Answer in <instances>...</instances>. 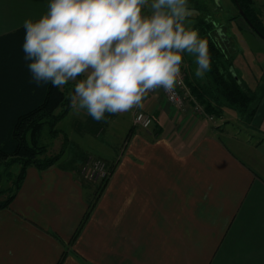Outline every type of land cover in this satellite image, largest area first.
Here are the masks:
<instances>
[{
	"label": "crops",
	"instance_id": "1",
	"mask_svg": "<svg viewBox=\"0 0 264 264\" xmlns=\"http://www.w3.org/2000/svg\"><path fill=\"white\" fill-rule=\"evenodd\" d=\"M50 2L0 0V37L24 31V21H37ZM260 63L248 69L255 89L242 78L257 105L251 121L231 107L209 121L179 110L158 89L142 107L117 113L121 134L113 129L100 139V128L89 135L97 142L87 145L113 160L94 198L74 163L60 161L65 153L49 168L28 166L0 209V264H264ZM137 109L151 115L148 129L134 124Z\"/></svg>",
	"mask_w": 264,
	"mask_h": 264
},
{
	"label": "clouds",
	"instance_id": "2",
	"mask_svg": "<svg viewBox=\"0 0 264 264\" xmlns=\"http://www.w3.org/2000/svg\"><path fill=\"white\" fill-rule=\"evenodd\" d=\"M190 15L188 0H51L24 21L25 59L38 87L74 83L70 107L99 122L142 107L151 91L172 93L184 53L196 77L211 70L208 39L185 26Z\"/></svg>",
	"mask_w": 264,
	"mask_h": 264
},
{
	"label": "trees",
	"instance_id": "3",
	"mask_svg": "<svg viewBox=\"0 0 264 264\" xmlns=\"http://www.w3.org/2000/svg\"><path fill=\"white\" fill-rule=\"evenodd\" d=\"M238 2L254 28L264 35V24L254 11L243 0ZM193 29L198 30L200 37L208 39L211 70L204 75L206 86L194 84L190 87L192 93L207 111L216 115H220L219 107L222 106L214 103L218 99L236 111L246 113L255 97L232 68V56L223 46L219 26L201 18ZM22 30L0 37V163L15 159L22 164L14 179V189L5 190L7 196L0 199V209L7 207L14 198L27 166L46 169L59 160L61 152L41 156L47 148L38 139L45 125L51 135L58 134L55 125L68 112L73 94V91L67 92L66 85L57 88L48 83L38 87L33 81L28 68L31 61L24 60L26 29ZM3 192L0 190V196Z\"/></svg>",
	"mask_w": 264,
	"mask_h": 264
},
{
	"label": "rangeland",
	"instance_id": "4",
	"mask_svg": "<svg viewBox=\"0 0 264 264\" xmlns=\"http://www.w3.org/2000/svg\"><path fill=\"white\" fill-rule=\"evenodd\" d=\"M243 3H246L248 7L254 11L256 17L262 22V24H264V0H243ZM188 6L191 15L185 21V26L187 28H194L197 25L199 19L201 18H207L209 20L214 21L216 23V26H219L220 28V38L222 40L223 46L226 47L228 54L232 56L231 63L234 71L237 73V75L242 81H244L242 79L243 77H247L250 81L249 84L252 86V88L255 89L257 87L256 83L258 82L251 81L252 76L250 73H248V69H256L257 61L264 58V38L259 37L254 31L251 30L250 26L241 16L235 1L188 0ZM182 66L185 72V82L189 87L194 84L206 86V81L204 77L198 78L195 76L197 65L195 63L194 56L188 53H184ZM260 66L264 68V63H260ZM66 88L67 92L73 91L74 83L70 82L69 84H66ZM197 100L204 107V104L201 103L198 98ZM214 103L222 104V106L219 107V114L221 112L224 113V108L229 107L224 104L221 99H218ZM252 104H254V100L250 103V107L246 113L243 114L238 112L239 116L243 117L244 119H248L249 121L256 117V113L254 112H256L257 105ZM70 108L71 107L69 105V109ZM137 111L142 110H135L134 115ZM183 112H192V109L188 107ZM207 112L210 114L212 113L209 111ZM212 114L214 115L215 113ZM105 117V120L98 122L86 113L85 115L74 113L71 114L70 117H67L65 119L61 118L62 122L59 123L60 120L57 122V124L55 125V127L59 129L57 135H51L48 131L47 125H45L38 139L39 143L46 145L47 148L44 151L45 153L41 156H53L60 152L62 156L65 153L63 159L60 161L63 162L66 160V162L69 164H71L72 162L74 163V166L78 170L82 181L85 184L91 186L94 192L92 198H94L97 191L102 188L103 185H105V183L107 182L111 173L113 160L109 159V157L104 154H97L98 150H95L96 148L91 147V145H87L88 143L93 144L97 142L88 141V138L93 140L92 137H90L89 135L94 136V133L96 131H99L100 128H104L103 135L100 136V139H105L107 136L110 138L111 135L109 133L113 131V129L115 130V133L121 134L123 132V126L125 125V120L118 114L105 113ZM226 117L228 116L226 115ZM209 121L215 122L216 120L214 118V120ZM218 123H222V121L219 120ZM62 129L67 132L66 136H68L69 140L66 139L63 135L60 136V134H62L60 130ZM109 138L108 140H116ZM124 143H126L125 140H123V142L120 144L119 149L124 148ZM92 160L100 161L102 167H104L106 175L102 176L103 178L98 173L93 174V177L84 176L85 174L82 171V167L86 166L85 164L88 161ZM21 168L22 164L20 160L8 159L7 161L0 163V190H4V192L0 196V199H3L7 196L8 191L5 190L14 189V179L18 175Z\"/></svg>",
	"mask_w": 264,
	"mask_h": 264
},
{
	"label": "built area",
	"instance_id": "5",
	"mask_svg": "<svg viewBox=\"0 0 264 264\" xmlns=\"http://www.w3.org/2000/svg\"><path fill=\"white\" fill-rule=\"evenodd\" d=\"M160 90L166 100L179 110L184 111L189 107L192 109L193 113L204 115L208 120H214L215 115L206 111V109L198 102L196 96L191 92L190 87L186 84L185 72L182 64L181 75L178 77L174 91L172 93H168L162 88ZM155 91L156 90L147 94L154 93ZM133 122L135 125L140 126L141 128L148 129L152 123V117L147 112L137 111L134 115ZM85 165L86 166L82 167V171L85 174L84 176L93 177L92 175L95 173H98L101 177L106 175L104 167H102L100 161L98 160L88 161Z\"/></svg>",
	"mask_w": 264,
	"mask_h": 264
},
{
	"label": "water",
	"instance_id": "6",
	"mask_svg": "<svg viewBox=\"0 0 264 264\" xmlns=\"http://www.w3.org/2000/svg\"><path fill=\"white\" fill-rule=\"evenodd\" d=\"M236 3V6L241 14V16L245 19V21L248 23V25L252 28H254L253 24L250 22V20L248 19V17L246 16V14L244 13V11L242 10V8L240 7V4L238 2V0H234ZM254 31L261 37H264V35H262L256 28H254Z\"/></svg>",
	"mask_w": 264,
	"mask_h": 264
}]
</instances>
